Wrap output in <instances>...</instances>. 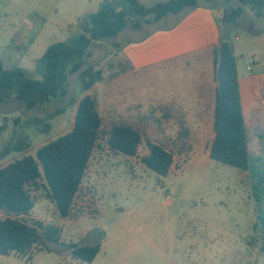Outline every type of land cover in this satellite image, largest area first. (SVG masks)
I'll list each match as a JSON object with an SVG mask.
<instances>
[{
	"label": "rangeland",
	"instance_id": "obj_1",
	"mask_svg": "<svg viewBox=\"0 0 264 264\" xmlns=\"http://www.w3.org/2000/svg\"><path fill=\"white\" fill-rule=\"evenodd\" d=\"M113 1L0 0V59L6 68L22 69L39 79V61L49 45L64 39V33L74 26L82 31L85 14L96 13ZM141 1L155 5L163 0ZM207 4L216 6L217 1ZM220 21L236 55L240 77L247 75L249 65L255 72L264 71V18L255 17L247 8L237 23ZM164 24L144 23L136 30L129 23L122 37L93 43L86 65L101 69L105 81L87 94L97 100L103 118L101 141L69 218L60 217L44 191L29 217L59 227L60 243L45 242L49 251L36 245L27 256L0 255V264H264L262 242L254 231L257 214L250 173L210 159L209 146L203 143L183 144L166 126L173 116V104L166 99L191 86L199 91L203 87L189 84L183 72L177 76H160L163 71L130 74L120 54L119 45L126 38L142 37ZM254 54L260 66L250 63ZM187 66L193 70L190 63ZM213 82L217 84L214 73ZM83 96L76 73L69 78L64 98L32 110L14 98L0 103V168L34 156L40 147L70 132ZM247 103L254 106L256 101L249 98ZM251 115L250 154L264 160V112L259 118L255 111ZM119 124H129L142 135L134 158L108 148L106 133ZM148 142L173 155L174 165L167 176L144 166ZM8 148L10 152L3 157ZM69 244L98 245L99 253L92 263L83 262L72 257Z\"/></svg>",
	"mask_w": 264,
	"mask_h": 264
},
{
	"label": "trees",
	"instance_id": "obj_2",
	"mask_svg": "<svg viewBox=\"0 0 264 264\" xmlns=\"http://www.w3.org/2000/svg\"><path fill=\"white\" fill-rule=\"evenodd\" d=\"M215 1L216 6L224 8V25L237 23L247 8L255 17L264 18V0H169L150 7L139 0H114V4H106L86 19L91 30L89 35L81 31L72 40L49 45L39 61V79L30 77L22 69L6 68L0 59V103L14 98L32 110L64 98L69 92V78L76 73L80 93L84 95L77 103L70 132L43 145L34 156L15 159L0 168V214L4 216L0 219V255L27 256L36 245L49 251L45 242L60 243L59 227L30 221L29 217L44 191L45 198L55 205L60 217L69 218L101 141L103 118L97 100L86 95L105 81L101 69L86 65L93 43L116 38L129 23L139 30L144 23L158 22L186 8ZM213 64L217 82L215 136L209 156L216 162L250 173L251 197L257 214L254 231L260 237V250L264 254V160L253 159L250 154L238 62L224 28L220 44L213 51ZM106 135L108 148L127 158H134L143 142L140 131L127 124L114 126ZM147 147L149 152L142 158L144 166L160 176H167L174 165L173 155L159 144L148 142ZM9 152L8 148L3 157ZM68 249L73 258L87 263H92L99 253L98 245L69 244Z\"/></svg>",
	"mask_w": 264,
	"mask_h": 264
},
{
	"label": "crops",
	"instance_id": "obj_3",
	"mask_svg": "<svg viewBox=\"0 0 264 264\" xmlns=\"http://www.w3.org/2000/svg\"><path fill=\"white\" fill-rule=\"evenodd\" d=\"M139 1L142 3L141 0ZM166 1L169 0L162 2ZM142 4L153 6V4ZM218 9L221 10L219 13ZM223 9L221 6H211L207 3L197 8H186L177 15H169L156 22L165 23L162 28L151 30L142 37H128L119 45L122 58L131 68L130 74L156 75L157 72L163 71L165 73H159L160 76L166 73L177 76L183 72L190 80L189 84L194 83L203 87V91H199L191 86V89L176 91L171 98L166 99L167 103L173 104V116L167 120L166 126L175 131V138L183 144L203 143L204 146H209L207 152L209 154L215 136L214 112L217 88V84L213 82V73L215 75L213 51L220 44V20L224 15ZM89 16L85 14L83 19ZM78 27L70 28L64 33L66 35L64 39L57 41H69V38L72 40L79 34ZM126 31H122L119 36L122 37ZM256 56L254 54L252 57L253 64L260 66ZM187 63L192 65V71L188 66L185 67ZM203 66L207 68L201 72ZM248 67L247 75L240 77L239 67L238 74L249 143L248 129L252 123L251 114L255 111L259 118L264 112V106L260 104L261 101L264 102V71L255 72L252 69L249 72ZM249 98L256 101L254 106L248 105ZM167 135L170 136L169 133Z\"/></svg>",
	"mask_w": 264,
	"mask_h": 264
},
{
	"label": "water",
	"instance_id": "obj_4",
	"mask_svg": "<svg viewBox=\"0 0 264 264\" xmlns=\"http://www.w3.org/2000/svg\"><path fill=\"white\" fill-rule=\"evenodd\" d=\"M82 31L84 34H87V35L90 34L91 30H90V26H89V21L85 22V25H84Z\"/></svg>",
	"mask_w": 264,
	"mask_h": 264
},
{
	"label": "built area",
	"instance_id": "obj_5",
	"mask_svg": "<svg viewBox=\"0 0 264 264\" xmlns=\"http://www.w3.org/2000/svg\"><path fill=\"white\" fill-rule=\"evenodd\" d=\"M236 39H239V38H238V37H236ZM250 63H252V64H253V63H254V60H253V59H251V60H250ZM248 71H249V72H251V71H252V67H251L250 65H249V67H248Z\"/></svg>",
	"mask_w": 264,
	"mask_h": 264
}]
</instances>
